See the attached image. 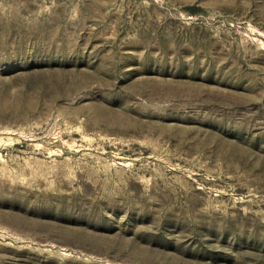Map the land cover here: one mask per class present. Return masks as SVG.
<instances>
[{"label": "rangeland", "instance_id": "rangeland-1", "mask_svg": "<svg viewBox=\"0 0 264 264\" xmlns=\"http://www.w3.org/2000/svg\"><path fill=\"white\" fill-rule=\"evenodd\" d=\"M0 264H264V0H0Z\"/></svg>", "mask_w": 264, "mask_h": 264}]
</instances>
